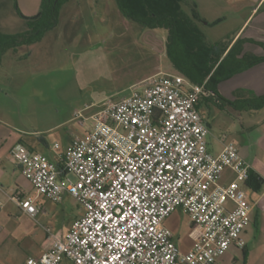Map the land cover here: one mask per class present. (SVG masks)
<instances>
[{
    "label": "built area",
    "instance_id": "2783aa9c",
    "mask_svg": "<svg viewBox=\"0 0 264 264\" xmlns=\"http://www.w3.org/2000/svg\"><path fill=\"white\" fill-rule=\"evenodd\" d=\"M206 94V82L159 72L90 115L76 112L83 126L92 125L59 160L14 146L10 156L37 197L61 202L69 194L85 208L65 235L51 234L42 255L21 264H215L231 247L244 248L252 206L243 184L251 165L234 142L209 149L198 107ZM226 168L235 178L221 184ZM10 199L37 218L35 198ZM179 208L203 231L186 253L164 223Z\"/></svg>",
    "mask_w": 264,
    "mask_h": 264
},
{
    "label": "rangeland",
    "instance_id": "374dc122",
    "mask_svg": "<svg viewBox=\"0 0 264 264\" xmlns=\"http://www.w3.org/2000/svg\"><path fill=\"white\" fill-rule=\"evenodd\" d=\"M182 6L191 12L189 0H183ZM40 8L41 0H0V30L26 29V17L37 16ZM197 12L207 42L227 44L232 39L236 18L230 10L217 13L202 8ZM215 14L225 17L208 24ZM252 51L256 53V45ZM157 63L155 72L178 74L166 53L164 30L140 28L120 13L115 0H70L61 10L58 25L41 40L4 52L0 120L10 122L28 142L39 140L37 151L49 155L53 145L66 147L92 125L86 120L83 126L76 112L85 117L102 101L120 99L139 88L150 76H143L145 72ZM199 107L210 121L207 140L234 142L241 153L257 155L248 161L264 171V108L246 111L230 104L219 108L211 101ZM6 129L0 122V130ZM44 209L33 219L34 235L19 237L17 260L38 254L36 241L46 230L66 234L72 220L85 213L70 196L59 205L46 200Z\"/></svg>",
    "mask_w": 264,
    "mask_h": 264
},
{
    "label": "crops",
    "instance_id": "0c3cea01",
    "mask_svg": "<svg viewBox=\"0 0 264 264\" xmlns=\"http://www.w3.org/2000/svg\"><path fill=\"white\" fill-rule=\"evenodd\" d=\"M189 4H191V9L195 5L199 11L202 8L217 11V13L222 9L230 10L236 18L232 31V42L239 37L250 39L244 44V52L256 56H264V0H202V2L201 0H189ZM224 17L223 15L217 14L212 21L207 23L217 24ZM255 45L256 53L252 51ZM158 64L152 68L153 70L147 73L145 72L143 76L146 74L151 76L158 73L154 71V69L159 68L160 64ZM217 91L226 99L237 102L239 107L244 104V101L263 95L264 62L256 64L243 72L236 73L231 78L220 82ZM211 96L215 97L214 93L208 90V94L202 97L200 104L201 102H207L208 100L206 98ZM213 99L219 101V98ZM263 108L264 106L261 109ZM202 115L209 129H211L209 119L206 115ZM0 122L9 128L3 131L0 130V200L3 201V205L0 206V264H21L28 257H39L42 255L47 249L51 241V234L53 233L50 230H46L41 235V238L36 241V246L39 249L38 254H28L20 260H17L16 253L19 237L27 239L28 236L32 237L34 235V218L24 213L17 203L10 199V196L13 194L20 198H35L36 203L41 208L39 214L45 211L44 201L49 199L43 195L36 196L33 185L23 174L20 165L10 156L11 149L19 143H23L29 149L37 151V146L40 144L39 140L38 142H28L23 136L16 133V128H13L10 122H2V120ZM12 129L15 131L12 132ZM73 138L66 147H62L59 143L58 148H54L53 145V151H50L49 155H45L52 160H59L60 156L71 145ZM40 140L42 143L43 139ZM225 142H227L225 138H218L217 141L209 139V149L214 153H218L223 149ZM241 155L247 161L250 160V162H253L254 156L255 158L257 156L254 155L252 158L249 153H241ZM250 165L251 171L260 177L261 182L252 179L250 182L247 181L243 184V188L246 191V200L252 206L251 221L243 233L246 246L244 248L231 247L215 264H264V171L259 170L256 163H250ZM234 178L235 172L230 168H226L222 172L219 181L221 184H228ZM69 196L72 197L66 194L61 202H52L58 205L62 204ZM164 223L172 230L173 238L182 253L188 252L203 232L200 226L194 225L191 222L190 217L181 208L174 211ZM60 233L65 235L64 232Z\"/></svg>",
    "mask_w": 264,
    "mask_h": 264
},
{
    "label": "trees",
    "instance_id": "16d2710c",
    "mask_svg": "<svg viewBox=\"0 0 264 264\" xmlns=\"http://www.w3.org/2000/svg\"><path fill=\"white\" fill-rule=\"evenodd\" d=\"M70 0H41L40 12L35 17H26V29L5 33L0 30V64L4 52L41 40L49 29L59 23L63 6ZM120 13L140 28H160L166 32V53L174 68L195 83L206 82V89L214 96L206 98L219 108L227 104L239 107L217 91L218 84L264 62V56L244 52V44L250 39H231L227 44H211L199 26L203 22L194 5L190 13L183 6V0H115ZM264 46V44H263ZM213 98H219V101ZM227 103V104H226ZM200 104V102H199ZM198 104V107H199ZM264 106V94L244 101L240 108L258 110ZM252 179L261 182L260 177L250 171Z\"/></svg>",
    "mask_w": 264,
    "mask_h": 264
}]
</instances>
